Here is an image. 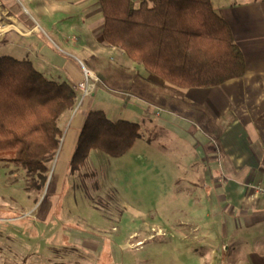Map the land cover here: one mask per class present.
Returning a JSON list of instances; mask_svg holds the SVG:
<instances>
[{
    "label": "rangeland",
    "instance_id": "1",
    "mask_svg": "<svg viewBox=\"0 0 264 264\" xmlns=\"http://www.w3.org/2000/svg\"><path fill=\"white\" fill-rule=\"evenodd\" d=\"M0 4L31 21L19 0H0ZM1 23L9 24L7 20ZM16 36L14 29L4 35L0 56L30 59L48 78L66 81L61 70L64 61L43 45L47 41L43 35L17 38L14 44ZM33 42L38 46H31L32 52L22 48ZM39 47L42 52L37 54ZM132 64L131 73L136 72V77L131 91L124 90L125 80L112 73L115 66L110 61L106 64L107 71L111 68L106 72L107 81L101 82L95 75L97 88L88 99L89 109L102 110L112 120L140 124V137L126 154L112 157L92 150L86 165L72 176L70 161L85 118L66 122L64 115L60 148L48 163L45 178L10 161L11 154L0 161V264H190L192 257L199 264L197 255L204 251L203 245L197 246L194 256L188 224L182 221H191L201 209L194 205L188 188L192 186L190 178L195 186H203L204 175L197 179L189 175L200 150L190 142L193 138H172L170 131L184 128L186 134L196 136L207 128L198 116L190 119L175 108L177 97L172 89L179 87L166 81L164 86L171 90L158 87L160 93H167L163 96L168 102L152 101L147 106L140 98V74L147 75L144 82L153 93L158 89L154 80L160 77L136 61ZM81 98L78 91L79 108ZM194 139L203 150L207 138ZM217 145L213 142L212 148ZM214 176L212 179L222 182L233 181L230 175ZM126 243L131 246L123 248Z\"/></svg>",
    "mask_w": 264,
    "mask_h": 264
},
{
    "label": "crops",
    "instance_id": "2",
    "mask_svg": "<svg viewBox=\"0 0 264 264\" xmlns=\"http://www.w3.org/2000/svg\"><path fill=\"white\" fill-rule=\"evenodd\" d=\"M19 1L32 22L23 14L21 19L18 12L9 11L0 4L6 15L0 21L7 20L10 25L15 20L23 26V32L14 29L18 35L14 44L17 38L43 35L47 39L43 45H48L52 55L64 61L60 69L73 86L84 79L86 69L94 72L101 82H106V72L111 70L107 71L106 64L111 61L115 66L112 73L125 80L124 90L131 91L136 77V72L131 73L135 68L133 60L105 40V18L100 0ZM212 1L216 11L231 26L235 42L244 54L245 74L216 87L178 88L176 91L164 86L167 84L162 78H156L154 86L158 89L154 93L144 82L148 80L147 75L140 74L143 80L140 98L147 106L152 101L166 104L168 101L163 95L167 93H160L158 86L172 89L177 97L175 108L190 119L198 116L207 128L196 136L186 134L184 128L170 131L174 134L172 138H193L190 142L200 150L194 157L196 161L190 165L189 175L194 179L204 175L203 186H195L190 178L192 186L188 188L192 190L194 205L201 209L195 211L191 221H182L188 224L186 229L194 256L199 249L197 246L203 245L200 248L204 251L197 255L199 264H264V197L254 196L248 186L264 185V0ZM16 8L21 9V6L17 4ZM10 30L1 33L0 42ZM35 42L22 48L32 52L38 46ZM39 48L37 54L42 52ZM22 60L33 63L30 59ZM88 97L82 100L80 108L78 102L74 110L64 114L66 122H73L80 116L85 118L87 112L93 110L89 109L91 97ZM85 105L87 109L82 113ZM60 123L62 126V120ZM194 138H207L203 150ZM215 141L218 143L214 146L216 149L212 148ZM222 174L230 175L233 181L212 179L213 175ZM195 262L192 257L190 264Z\"/></svg>",
    "mask_w": 264,
    "mask_h": 264
},
{
    "label": "trees",
    "instance_id": "3",
    "mask_svg": "<svg viewBox=\"0 0 264 264\" xmlns=\"http://www.w3.org/2000/svg\"><path fill=\"white\" fill-rule=\"evenodd\" d=\"M107 43L179 88L219 86L246 72L244 54L212 0H100ZM78 91L36 69L29 60L0 56V161L44 177L59 151L61 117L74 110ZM141 126L89 110L71 157L83 168L92 150L120 157L133 148Z\"/></svg>",
    "mask_w": 264,
    "mask_h": 264
},
{
    "label": "built area",
    "instance_id": "4",
    "mask_svg": "<svg viewBox=\"0 0 264 264\" xmlns=\"http://www.w3.org/2000/svg\"><path fill=\"white\" fill-rule=\"evenodd\" d=\"M97 77L95 74L89 70H85L84 79L76 84L74 87L77 91H81L82 94V100L88 96L92 95L93 89L97 88L96 85ZM222 181V180H221ZM227 179H224L223 182H226ZM249 188L252 190V194L254 196H263L264 197V185L261 183H253L248 185Z\"/></svg>",
    "mask_w": 264,
    "mask_h": 264
},
{
    "label": "bare ground",
    "instance_id": "5",
    "mask_svg": "<svg viewBox=\"0 0 264 264\" xmlns=\"http://www.w3.org/2000/svg\"><path fill=\"white\" fill-rule=\"evenodd\" d=\"M3 12H4V11H3V8L0 6V19H1L2 17H4V16L6 17V15H4ZM10 19H11V18H10ZM12 20H13V19H12ZM12 22H13V23L10 24V25H8V26H1V25H0V37H1V33H2L5 29H8V30H10V29H16V30L21 31V32L24 31L23 26H22L20 23H18V22L15 21V20H13ZM130 246H131L130 243L123 244V248H128V247H130Z\"/></svg>",
    "mask_w": 264,
    "mask_h": 264
}]
</instances>
